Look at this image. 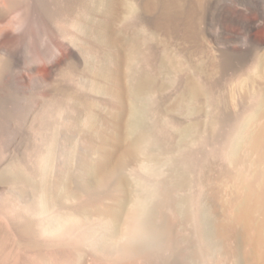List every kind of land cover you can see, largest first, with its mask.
Wrapping results in <instances>:
<instances>
[{"label":"bare ground","instance_id":"1","mask_svg":"<svg viewBox=\"0 0 264 264\" xmlns=\"http://www.w3.org/2000/svg\"><path fill=\"white\" fill-rule=\"evenodd\" d=\"M195 1L204 4V0ZM226 2H220L219 18L228 17ZM233 3L237 11L231 20L243 33L250 51L247 78L235 83L228 95L230 107H239L234 111L233 123L237 125L232 124L228 132L217 116L218 102L209 84L195 75L187 76L182 79L181 98L204 99L208 109L203 127L208 134L201 136L199 124L187 127L176 150L169 142L168 125L156 117L154 56L147 43L148 32L138 27L139 0H0L3 55L26 45L51 69L57 55L76 54L82 63L81 70L71 64L66 67L61 74L65 84L55 86L49 100L32 105L35 107L26 124L23 102L14 99L19 106L15 112L0 108V145L9 134L8 127L15 126L20 131L29 128L32 137L47 146L45 153L31 151L33 164L28 154L13 158L1 149L3 145L0 147V264H74V251L85 239L75 231L74 175L69 171L55 174L61 182L59 194L53 192L46 176L52 172L51 158L57 146L49 135L61 128L57 118L63 117L64 122L65 117L75 114L82 115V126L100 139L91 148L95 158L84 165L95 174L98 187L112 181L114 190L133 194L132 205L125 209L120 200L119 210L125 212L124 233L135 234L141 241L120 243L111 233L107 238L111 248L100 252L103 259H96L95 264H222L221 253L233 254L235 240L241 242L248 264H264V92L259 86V76L264 79V52L259 51L264 39L256 36V29L264 23V2ZM145 6L151 9L152 0ZM118 45L116 56L107 49H117ZM162 62L180 67L166 56ZM3 69L0 61V71ZM116 75L121 81L116 85L122 86L114 91L116 85L110 83H115ZM91 76L105 83L102 88L108 98H86L88 93L100 91L99 82H93ZM122 78L127 79L125 83ZM127 101L130 113L124 124ZM94 104L106 114L103 123L89 109ZM107 139H126L122 154L115 159L104 147ZM127 160L139 163L145 177H125ZM83 193V207L95 203L88 192ZM64 198L72 203L66 214L55 210ZM106 211L119 215L112 207ZM101 241L106 239L101 237Z\"/></svg>","mask_w":264,"mask_h":264},{"label":"rangeland","instance_id":"2","mask_svg":"<svg viewBox=\"0 0 264 264\" xmlns=\"http://www.w3.org/2000/svg\"><path fill=\"white\" fill-rule=\"evenodd\" d=\"M146 1L147 0H139L140 10L138 27L144 31L146 30V34L148 32L147 43L154 56L153 71L155 70L154 78L155 84L157 85V89L153 92V98L154 101H156V117L164 120L168 125L166 130L170 145L174 146L173 148L177 150L178 144L185 135L184 130H187L195 124L202 126L203 129H200L201 136H205L204 133L208 134L203 127L207 119L205 110L208 109L205 108L204 99L202 97L191 98L186 95H183V99L181 98V93L183 91L182 86L185 84H183L182 79L190 75H195L198 79L204 80L209 84L212 89L213 98L215 100L217 99L216 102H218L217 116L223 122L224 128L226 129L228 127L227 131H231L236 122L234 111H237L239 107L237 106L235 109H232L230 104H228L229 91L231 87H234L235 83L247 78L249 73L248 65L250 64V58H248L250 56V51L247 46L246 38L231 20V17L235 14L234 10L237 11V8L233 5V0H227L225 5L226 11H229L228 17L220 18L217 15V9L220 7L221 0H204V4H199L195 0H152L153 7L151 9L146 8ZM247 1L248 0H239V3L245 4ZM262 1L264 2V0ZM263 29L264 23H261L259 28L256 29V36L258 39H264ZM5 43L6 42H4V44ZM263 45L262 47L264 49ZM4 47L6 49L9 48L7 44H5ZM262 47H260L259 51L263 53L264 50H261ZM115 48L116 47H107V49L116 56L119 52L120 45L117 46V49ZM260 52L259 55L261 54ZM162 56H166V58L170 60L172 59L180 65V67H170L165 63L163 64ZM0 61H3L4 64V69L0 71V108L3 111L8 110L10 112H15L19 109V106L14 103V99L16 102H23L26 107L25 124L28 122L29 117H31V109L33 110L35 107L32 105H36L41 101H47V99L53 95L55 86H62L65 84L64 81L61 80V74L69 64L75 66L78 70L82 68L80 57L75 54L74 56L57 55L54 59V67L51 69L47 67L41 59L37 58L33 51L26 45H20L10 50L7 55H3V53L0 52ZM37 61L38 65H34V62ZM117 77L116 75V80L114 79L115 83H110L111 81H109V83L111 85L113 84V86L116 85V83L120 81ZM93 79V82H99L100 91L97 89L95 92H90L86 98L99 101L98 99L105 97V94H107L105 89L102 88L105 83L98 81L99 78L95 79V76H91V80ZM126 80L125 78L122 82L125 83ZM259 81L260 89L264 92L263 75L259 76ZM119 84H117L118 86H114V88L112 86L114 91L115 88L117 90L122 86V83ZM107 96L106 98H108ZM125 103L127 112L123 122L127 124L126 121L130 113L128 108L130 106L128 105L129 101ZM125 103L122 105L124 109H126ZM89 107L94 108L89 109L97 113L98 118H100V121L103 123L106 119L105 112L99 107L98 109L95 104ZM81 117L82 115L75 114L74 116L67 117L68 119L65 117L64 122H62L63 117L57 118L58 123H61V128L59 127L60 129L57 130L58 132H56L55 135H49V138H54L57 146L55 147L56 151H53V157L51 156L52 172L48 173L46 178L49 180L48 182L53 192L59 194L61 192V189H59L61 182L57 180L55 174L57 172H66L67 174V171H69L74 175L71 186L75 194H77V200L72 201L73 204L76 203L72 210L77 217L75 222V228L77 230L75 231L82 234L83 239H85L81 243L78 249L79 251H74L75 256L73 257V263L95 264L94 262L96 259L102 258L100 252L104 249L111 248L110 241L107 239L109 234L114 233L117 235L116 237L120 243L126 242L135 245L139 244L141 241L135 234L128 236L124 233L125 212L123 211L124 209L119 210L120 200L124 202L125 209H128L132 205L134 200L133 194H131L132 196H128L127 192L124 193L114 190L112 181H108L109 184L98 187L95 174L83 163L87 162L88 164L95 158V154L91 148L100 143V139L91 130L82 126L80 123ZM239 124L240 123H238V125ZM236 125L237 123L234 127ZM11 127L12 126L8 127L9 131H7V134H9L4 144L0 145V147L3 145L1 149L7 151L11 157L19 158L23 154H28V161H31L29 162L31 164L33 160L30 155L34 150L39 153L46 152V142L43 144L37 140L38 138L36 136L35 138L32 137L34 135L32 132L30 133V130H28L29 128L26 129V131H20L16 129L15 126ZM64 129L66 130L64 131ZM21 134L22 139H20ZM123 138H125L124 134ZM107 140V142H104V145L106 144L104 147L105 149L107 148L108 151L110 150L109 152L114 156H112L113 159H115L116 156L118 157L122 154L126 139L120 141L113 139ZM193 148H195V146ZM209 148L210 146L207 147V149ZM2 159L3 156L1 155L0 160ZM34 162L35 161H33V163ZM140 167V164L136 161L127 160L124 176L131 180L145 177L144 171ZM37 172L38 175L40 171L38 170ZM128 187V185H125V189L128 190ZM84 190L89 193L88 197L92 198V201H95V203L83 207V199L85 201ZM67 200L68 199L65 198L62 199V202H60L62 205L59 204L57 208L55 207V210L57 209L56 212L60 210L59 212H64L66 214L67 211H70L69 209L72 203L70 200ZM107 207L115 208V212L119 210V215L117 214L118 216H115L114 214H109L106 211ZM213 211L214 216H217L218 210L215 209ZM100 233L101 236H99ZM101 237L104 240L106 239L105 243L101 241ZM237 241L238 240L232 242L234 245L232 246L235 247L233 254L225 251L221 253L222 264H245V262L248 264L247 261H245L243 249L241 248L240 250L241 242ZM243 255L244 259H242ZM209 263L215 264L214 261H210Z\"/></svg>","mask_w":264,"mask_h":264}]
</instances>
